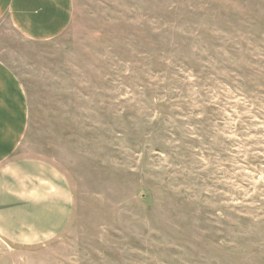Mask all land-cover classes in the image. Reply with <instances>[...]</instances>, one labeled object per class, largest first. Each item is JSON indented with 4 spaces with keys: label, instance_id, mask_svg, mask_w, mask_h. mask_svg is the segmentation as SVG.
I'll use <instances>...</instances> for the list:
<instances>
[{
    "label": "rangeland",
    "instance_id": "1",
    "mask_svg": "<svg viewBox=\"0 0 264 264\" xmlns=\"http://www.w3.org/2000/svg\"><path fill=\"white\" fill-rule=\"evenodd\" d=\"M47 42L0 25L23 157L69 181L65 230L0 264H264V0H73Z\"/></svg>",
    "mask_w": 264,
    "mask_h": 264
},
{
    "label": "crops",
    "instance_id": "2",
    "mask_svg": "<svg viewBox=\"0 0 264 264\" xmlns=\"http://www.w3.org/2000/svg\"><path fill=\"white\" fill-rule=\"evenodd\" d=\"M73 0H0V25L9 22L33 42L67 33ZM30 107L21 78L0 59V234L33 245L61 234L73 214L69 181L50 162L23 157Z\"/></svg>",
    "mask_w": 264,
    "mask_h": 264
}]
</instances>
